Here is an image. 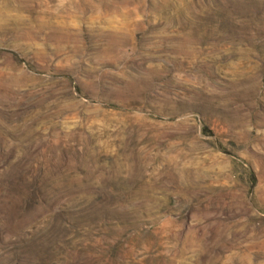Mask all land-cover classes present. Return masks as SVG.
<instances>
[{
    "label": "rangeland",
    "instance_id": "rangeland-1",
    "mask_svg": "<svg viewBox=\"0 0 264 264\" xmlns=\"http://www.w3.org/2000/svg\"><path fill=\"white\" fill-rule=\"evenodd\" d=\"M0 264H264V0H0Z\"/></svg>",
    "mask_w": 264,
    "mask_h": 264
}]
</instances>
